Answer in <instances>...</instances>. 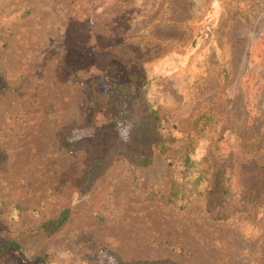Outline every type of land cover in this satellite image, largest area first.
Segmentation results:
<instances>
[{
    "label": "rangeland",
    "instance_id": "374dc122",
    "mask_svg": "<svg viewBox=\"0 0 264 264\" xmlns=\"http://www.w3.org/2000/svg\"><path fill=\"white\" fill-rule=\"evenodd\" d=\"M156 105L210 111L188 156L218 184L189 193L175 145L84 185L60 133L131 140ZM173 118L161 134L178 138ZM242 141L264 152V0H0V264H264V169L238 167L239 195L219 187Z\"/></svg>",
    "mask_w": 264,
    "mask_h": 264
},
{
    "label": "trees",
    "instance_id": "16d2710c",
    "mask_svg": "<svg viewBox=\"0 0 264 264\" xmlns=\"http://www.w3.org/2000/svg\"><path fill=\"white\" fill-rule=\"evenodd\" d=\"M183 107L156 105L150 109L141 122L136 123L135 134L131 140L121 141L112 137L97 140L75 139L73 128L68 127L59 135L60 145L64 149L81 148L85 153L86 169L83 173V184L88 185L92 179L102 173L113 157L119 155L128 158L139 166H148L154 155L164 156L169 148L178 145L184 151V174L189 178V193L197 192L196 188L205 183L212 187L218 183L212 177L213 171L206 159L193 160L188 155L191 152V144L196 138L206 137V129L214 122L209 110L199 113L196 117H180ZM177 120L175 126L180 136L175 138L171 134L162 135L161 129L164 121ZM97 130V129H96ZM243 138H240V141ZM209 144L213 150L219 148L217 142L210 139ZM242 145L236 150H229L223 167L228 169V174L220 177L221 193L226 196H234L242 193L238 167L251 163L256 169H264V152L262 145L256 146L248 141H242ZM226 173V174H225ZM168 204L176 206L178 201L171 196H165L164 191H157ZM67 219V211L62 212L54 221L46 222L41 228L52 232L58 230ZM12 247L18 250L13 243L6 244L2 249Z\"/></svg>",
    "mask_w": 264,
    "mask_h": 264
}]
</instances>
